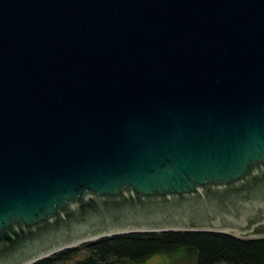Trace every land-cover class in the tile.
<instances>
[{"label": "water", "instance_id": "obj_1", "mask_svg": "<svg viewBox=\"0 0 264 264\" xmlns=\"http://www.w3.org/2000/svg\"><path fill=\"white\" fill-rule=\"evenodd\" d=\"M168 231L264 238V0H0V264Z\"/></svg>", "mask_w": 264, "mask_h": 264}, {"label": "trees", "instance_id": "obj_2", "mask_svg": "<svg viewBox=\"0 0 264 264\" xmlns=\"http://www.w3.org/2000/svg\"><path fill=\"white\" fill-rule=\"evenodd\" d=\"M170 264H264V238L209 232L133 233L81 244L33 264H141L155 256Z\"/></svg>", "mask_w": 264, "mask_h": 264}, {"label": "rangeland", "instance_id": "obj_3", "mask_svg": "<svg viewBox=\"0 0 264 264\" xmlns=\"http://www.w3.org/2000/svg\"><path fill=\"white\" fill-rule=\"evenodd\" d=\"M141 264H170V261L168 257H165L163 255H158L148 260L147 262Z\"/></svg>", "mask_w": 264, "mask_h": 264}]
</instances>
